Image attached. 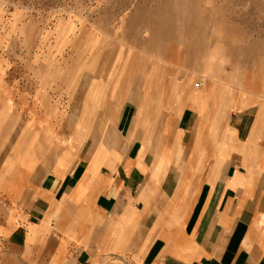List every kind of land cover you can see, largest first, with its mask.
Here are the masks:
<instances>
[{
	"label": "crops",
	"instance_id": "crops-1",
	"mask_svg": "<svg viewBox=\"0 0 264 264\" xmlns=\"http://www.w3.org/2000/svg\"><path fill=\"white\" fill-rule=\"evenodd\" d=\"M12 45L0 40V264H264V105L224 90L236 116L199 115L187 78L146 76L124 53L106 75L65 76L53 51L35 77Z\"/></svg>",
	"mask_w": 264,
	"mask_h": 264
},
{
	"label": "rangeland",
	"instance_id": "rangeland-1",
	"mask_svg": "<svg viewBox=\"0 0 264 264\" xmlns=\"http://www.w3.org/2000/svg\"><path fill=\"white\" fill-rule=\"evenodd\" d=\"M0 40L16 44L3 53H17L20 70L32 60L35 77L53 51L65 76L106 75L109 57L124 53L145 58L146 76L160 64L187 78L199 115L211 107L216 120L228 111V121L235 108L223 93L230 90L264 105V0H0ZM88 80L66 113L67 135Z\"/></svg>",
	"mask_w": 264,
	"mask_h": 264
},
{
	"label": "built area",
	"instance_id": "built-area-1",
	"mask_svg": "<svg viewBox=\"0 0 264 264\" xmlns=\"http://www.w3.org/2000/svg\"><path fill=\"white\" fill-rule=\"evenodd\" d=\"M202 82H198V83H196L195 84V89H198L202 84H201Z\"/></svg>",
	"mask_w": 264,
	"mask_h": 264
}]
</instances>
